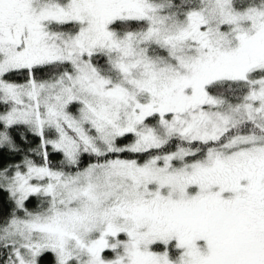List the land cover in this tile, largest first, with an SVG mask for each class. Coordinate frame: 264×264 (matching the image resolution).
I'll return each mask as SVG.
<instances>
[{
	"label": "snow or ice",
	"instance_id": "obj_1",
	"mask_svg": "<svg viewBox=\"0 0 264 264\" xmlns=\"http://www.w3.org/2000/svg\"><path fill=\"white\" fill-rule=\"evenodd\" d=\"M0 264H264V0H0Z\"/></svg>",
	"mask_w": 264,
	"mask_h": 264
}]
</instances>
